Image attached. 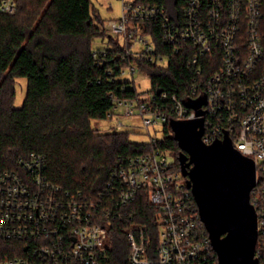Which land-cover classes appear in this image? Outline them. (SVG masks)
<instances>
[{
	"label": "built area",
	"instance_id": "obj_1",
	"mask_svg": "<svg viewBox=\"0 0 264 264\" xmlns=\"http://www.w3.org/2000/svg\"><path fill=\"white\" fill-rule=\"evenodd\" d=\"M18 4L0 0V12L15 13ZM109 26L123 50L111 54L104 46L94 57L111 79L126 80L135 91L126 93L124 84L123 93H112L106 118L116 120L117 131L136 126L125 118L139 120L151 137L149 149L117 158L95 195L51 180L47 158L39 152L19 158L17 169L0 168V264H120L109 249L111 233L117 222L133 220L130 205L138 198L157 208V229L125 227L130 247L125 264H220L187 176L169 158L171 149L158 146L171 120L196 117H204L205 143L228 133L255 160V256L264 264V0H184L173 14L162 3L126 0L122 16ZM187 47L191 84L185 95L137 89L136 72L149 76L138 60L166 67L171 55ZM212 61L219 66L208 73ZM202 96L199 114L187 102ZM158 124L160 137L159 129L154 136L150 131Z\"/></svg>",
	"mask_w": 264,
	"mask_h": 264
},
{
	"label": "trees",
	"instance_id": "obj_2",
	"mask_svg": "<svg viewBox=\"0 0 264 264\" xmlns=\"http://www.w3.org/2000/svg\"><path fill=\"white\" fill-rule=\"evenodd\" d=\"M165 4L179 13L184 0H142ZM107 35L92 0H19L18 9L0 12V168H19L18 160L32 152L46 156L48 177L72 191L96 194L103 190L121 155L148 150L147 142L130 139V131H99L94 119L106 118L112 93L135 91L126 80H113L94 57L93 40ZM111 54L122 51L111 35ZM159 47L162 41L155 37ZM189 46V45H187ZM185 49L171 55L166 67L138 60L151 77V88L185 95L191 84ZM217 59V58H215ZM203 60H209L208 57ZM210 73L219 63L213 62ZM27 78L21 107L15 106L16 79ZM164 127L158 146L168 147L180 169V147ZM134 218L117 222L111 233L112 259L127 262L130 250L125 227L141 224L148 233L157 229V208L138 198L130 205Z\"/></svg>",
	"mask_w": 264,
	"mask_h": 264
},
{
	"label": "water",
	"instance_id": "obj_3",
	"mask_svg": "<svg viewBox=\"0 0 264 264\" xmlns=\"http://www.w3.org/2000/svg\"><path fill=\"white\" fill-rule=\"evenodd\" d=\"M205 102L202 96L187 104L200 114L199 107ZM170 126L180 147L182 173L187 176L219 263L258 264V216L251 200L257 183L255 160L235 147L228 133L223 139L205 143L204 117L174 119Z\"/></svg>",
	"mask_w": 264,
	"mask_h": 264
},
{
	"label": "rangeland",
	"instance_id": "obj_4",
	"mask_svg": "<svg viewBox=\"0 0 264 264\" xmlns=\"http://www.w3.org/2000/svg\"><path fill=\"white\" fill-rule=\"evenodd\" d=\"M94 7L98 10L101 19L103 20L104 26L107 31V35L105 36H96L93 40L94 48H101L104 46L112 45L113 43L110 41V35L112 34L109 30H111L109 26V22L112 19H119L123 13V5L126 0H92ZM128 1V0H127ZM119 39L122 40L120 37ZM123 42V40H122ZM136 77V87L141 92L148 91L151 86V79L149 76L143 74L140 71H137L135 74ZM27 92V78L26 77H18L16 79V95H15V106L21 107L23 105L25 96ZM115 119L109 118H99L94 119L92 121L93 126H95L99 131H107V130H115ZM125 123L130 125H136L133 128H126L127 131H130V139L136 142H148L151 137L147 130L142 127V124L136 118H125ZM156 129H159L157 135L160 137L163 135V125L158 124L156 126H151L150 131L151 135H156ZM170 134L173 135L174 132L170 127ZM169 158L171 160H175L174 153L172 150L169 152Z\"/></svg>",
	"mask_w": 264,
	"mask_h": 264
}]
</instances>
